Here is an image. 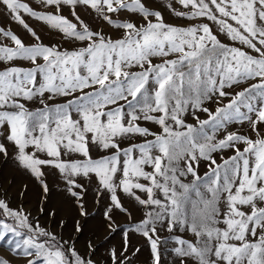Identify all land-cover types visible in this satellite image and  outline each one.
I'll use <instances>...</instances> for the list:
<instances>
[{"label": "snow or ice", "instance_id": "snow-or-ice-1", "mask_svg": "<svg viewBox=\"0 0 264 264\" xmlns=\"http://www.w3.org/2000/svg\"><path fill=\"white\" fill-rule=\"evenodd\" d=\"M0 159L41 196L0 198V264H100L50 180L81 217L106 201L104 264H264V0H0Z\"/></svg>", "mask_w": 264, "mask_h": 264}, {"label": "rangeland", "instance_id": "rangeland-1", "mask_svg": "<svg viewBox=\"0 0 264 264\" xmlns=\"http://www.w3.org/2000/svg\"><path fill=\"white\" fill-rule=\"evenodd\" d=\"M67 15V13H65ZM80 15L86 22L91 23L92 17L81 10ZM107 31V29H105ZM57 37L53 33L52 35L47 34L45 30L44 42H56ZM65 47L72 48L75 45L65 44ZM205 118V117H201ZM189 122L194 123L190 120ZM232 153H226L231 155ZM203 171V169H202ZM27 184L31 189L27 193L29 203L26 204L28 209H33L41 199L38 189L33 187V182L25 175H23L11 162H6L0 159V198H10L11 207L17 208L21 205L23 198L18 195L21 191L22 186ZM50 188L52 190L51 202L48 204L49 208H55L57 210V221L64 219L67 223L66 229L61 230L57 225L56 231L62 233L65 239L71 237L76 240V247L81 253H86L89 251L88 245L91 243L94 248L97 249L95 258L100 261V264H104V258L106 256L107 250L112 246L120 247L122 243L121 235L119 233H110L108 222L104 219V207L106 201L96 202L89 197L87 204V213L85 217H81L76 212L75 208L71 206L69 201L64 197L62 192L56 187V185L50 180ZM33 216L37 215L36 211H33ZM134 218L139 220L141 218L140 213H134ZM79 221L82 226L86 225L82 232L77 233L75 231V222ZM115 225H126L129 218L125 215H115L114 216ZM43 226L49 225V218L42 217L40 220ZM167 233H161V236H166ZM144 242L142 239L133 237L131 241V247L134 249L136 247H143ZM0 256L8 257L9 253L0 247ZM173 257L165 252L162 256V264H172ZM13 264H23V259L14 260ZM135 264H150V252L147 247H143V250L138 254V258L135 259Z\"/></svg>", "mask_w": 264, "mask_h": 264}]
</instances>
